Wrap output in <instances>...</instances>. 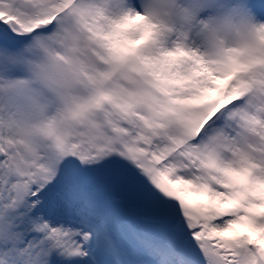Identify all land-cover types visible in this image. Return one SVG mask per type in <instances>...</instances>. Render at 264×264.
I'll list each match as a JSON object with an SVG mask.
<instances>
[{
  "label": "snow or ice",
  "instance_id": "1",
  "mask_svg": "<svg viewBox=\"0 0 264 264\" xmlns=\"http://www.w3.org/2000/svg\"><path fill=\"white\" fill-rule=\"evenodd\" d=\"M0 264H264V0H0Z\"/></svg>",
  "mask_w": 264,
  "mask_h": 264
}]
</instances>
